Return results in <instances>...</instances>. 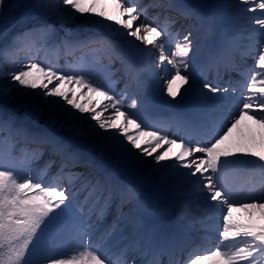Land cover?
<instances>
[{
  "label": "snow or ice",
  "instance_id": "1",
  "mask_svg": "<svg viewBox=\"0 0 264 264\" xmlns=\"http://www.w3.org/2000/svg\"><path fill=\"white\" fill-rule=\"evenodd\" d=\"M3 2L0 0V10ZM59 4L67 10L62 11L55 0H36L31 6L14 0L15 7L27 9L26 16L33 14V9L55 16L65 36L57 41L53 24H37L17 33L0 48V59L9 64L7 71L0 64V76H7L12 87L32 90L23 93L31 97L24 106H31L33 113L46 111L47 122L57 131L66 129L70 133L67 137L53 133L47 123L32 131L17 127L14 118H0V264H129V252L142 251L141 246L137 243L114 251V245L109 243L123 219V211L96 241L93 237L115 201H120L121 206L140 205L146 209L140 200L143 171L136 163L128 162H142L148 157H152L157 172L176 178L185 186L184 190L174 187L165 193L169 205L179 209L177 215L191 216L190 205L199 199L205 209L216 205L217 216L222 218V227L202 225L209 244L204 249L193 248L184 264H264V223L252 219L258 213L264 220V0H236L234 5L219 2L211 6L230 17L226 33L240 21L250 23L252 28L246 37L248 43L243 46L235 43L234 36L222 37L220 54L204 64L198 59L196 36L204 18L194 7L176 0L152 5L192 20L182 34L180 30L173 31L175 19L166 16L161 26L155 18L149 19L147 5L141 7L129 0H59ZM230 7L238 11L230 15ZM76 14L84 18L85 24L93 25V33L70 39L73 32L67 25L79 19ZM112 25L117 27L113 29ZM101 30L110 34H97ZM6 32L7 29L0 31V38ZM115 33L119 39L114 38ZM49 41L57 48H88L92 66H99L103 77L89 71L86 57L63 68L36 59L32 50L38 52V45L42 47ZM125 45L140 57L151 55L148 45L159 52L156 67L162 68L165 75L157 74L158 82L163 83L158 101L172 109L183 106L185 113H174L167 124L148 121L141 112V101L129 95L127 85L120 92L115 90L118 81L111 64L103 65L99 57L118 54ZM21 52L27 54L26 62H22ZM225 52L229 53L227 57ZM249 58L254 63L243 67ZM121 63L133 79H140L139 72L133 74L123 58ZM221 66L226 72H236L240 79L224 87L198 80V68L203 75L212 69L219 71ZM10 91L11 87H0V97ZM172 127L176 132L169 135ZM5 130L7 135H3ZM16 137L38 147L31 151L21 149L16 155ZM73 140L90 143L101 153L109 152L125 162L124 179L108 176L106 186L100 188L99 197L91 205L72 190L83 175L72 169L84 159L80 152L71 149ZM40 145H52L62 157L60 168L51 176L53 162L35 175L32 172V159L43 155ZM161 148L164 150L158 152ZM241 174L258 176L259 182L238 190L234 178ZM99 184L88 181L85 186L91 185L88 190L95 191ZM234 211L246 213L248 219H237ZM142 227L149 237V246L158 238L164 246L174 251L178 248L177 235H161L151 220L150 210H146ZM212 232H218L219 238L214 247ZM69 245L74 246L72 254L65 255L63 249ZM174 264H179V260Z\"/></svg>",
  "mask_w": 264,
  "mask_h": 264
},
{
  "label": "rangeland",
  "instance_id": "2",
  "mask_svg": "<svg viewBox=\"0 0 264 264\" xmlns=\"http://www.w3.org/2000/svg\"><path fill=\"white\" fill-rule=\"evenodd\" d=\"M207 1H210L208 6L206 5ZM35 2L36 0H23V4L28 6H31ZM55 2L60 6L62 11L67 10L62 4H59V0H55ZM129 2L139 3L141 7L147 5V15L149 19L155 18V22L161 26H163L166 16H170L171 18L175 19L177 22L173 27V31L180 30L182 34L186 33L189 25L193 23L192 20H186L179 17L174 10L152 6L156 2L163 4L165 0H129ZM176 2L183 6L194 7L197 14L204 18L203 26L200 27L199 31L196 33L197 46L200 49L198 57L200 64L203 63L202 59L204 56H210L211 53H219L221 51L223 47L222 37L234 36L235 42H237V40L246 39V37L251 32L252 25L246 21H240L239 25H235L231 31L226 33L225 28L229 26L230 17H225L224 15L219 16L217 12L220 9H214L211 7L212 5L219 2L234 5L236 0H176ZM26 11L27 9L25 7H15L14 0H4L3 8L0 10V25L3 26V28H0V31L7 29V32L5 36L0 38V48H3L6 44L10 43L12 37L17 33L32 28L37 24H53L56 28L57 41L65 36V30L62 29L56 22L55 16H48L40 9H33V14L26 16ZM237 11L238 9L235 7H230L227 9V12L230 15H234ZM76 15L79 17V14ZM245 15L252 14L247 13ZM92 19L97 18L93 17ZM67 27L73 32V37H70V39H73L76 35H79L81 38H83L84 36L93 33V25L85 24L83 17H79L75 23H69ZM116 27V25H112L113 29ZM97 34L109 35L110 33L108 30H101ZM114 38L119 39V34L115 33ZM136 43L140 44L139 41ZM247 43L248 41L246 43L244 42L245 45ZM140 46L144 47L143 44H140ZM38 47L39 51L37 52L35 49H33L32 55H34L36 59L41 60L46 64L50 63L63 68L70 64L79 63L82 57H86L89 71L95 72L97 77L102 78L104 75V72L99 66H92V57L88 48H65L63 46L57 48V46L52 41H49L47 45L42 47L38 45ZM147 47L151 50V55L148 56H137L132 50L128 48L127 45H125L118 50V54L112 53L110 56L108 54H101L99 59L103 65L111 64V70L115 73L114 79L118 81L115 84V90L120 92L127 85L129 95L135 96L141 101V112L146 120L156 121L160 124H167L170 122V119L174 113H185L186 111L184 110L185 108L183 106L172 109L167 105L159 103V89L163 88V83L158 82L157 74L159 77H163L165 73L162 68L156 67L159 52L155 48H152L151 45H148ZM26 55L27 54L25 52L19 53L22 62H26L24 59ZM121 58H123L125 64L131 66L133 74L139 72L140 79L138 81L133 79L132 75H129L126 72L124 64L121 63ZM252 62L254 61L252 60ZM0 64H3L5 71L9 69V64L6 60L0 59ZM167 67L169 69L171 68L170 65H167ZM197 77L200 81L204 80V75H201L199 68L197 70ZM12 85L13 82L10 81L7 76H0V87H11V91L6 97H0V118H14L17 127H27L32 131H38L39 129L44 128L45 124L47 123L48 129L53 133L63 135L65 137L70 135L66 129H60L57 131L55 126H53L50 122H47L46 111L43 114L33 113L31 106H24L28 103L31 97L26 96L23 93H31L32 90L19 89L18 86L12 87ZM109 113H111V109H109ZM173 132H176L175 127L170 128L169 135H171ZM3 135H7V130H5ZM177 135H179V133H177ZM13 142L16 145V155L20 154L21 149L26 148L31 151L38 147L35 143L25 141L22 137H16ZM39 147L41 148L43 155L39 156V153H37L39 158L32 159V172L35 175L37 170H41L49 162H53L49 172V175L51 176L52 174H55L60 168L61 163L63 162L62 157L54 152L52 145H40ZM71 149L73 151L80 152L84 158L76 168L72 169L75 172L83 174L81 180L76 182L72 190L79 192L80 198L87 199L89 205L93 204L99 197L100 188L106 186V178L108 176H115L120 180H123L127 174L125 170V162L120 161L109 152L101 153L99 149L94 148L90 143L81 142L80 140H73ZM163 150L164 149L161 148L158 150V152ZM128 163H136L137 167L142 165L146 169L142 170L143 175L141 177V181L144 184V191L143 195L140 197V200L142 205L146 203L151 205V220L156 225H158V227H161V229L168 228L170 231H174L177 226H181L180 230L184 229L186 236L188 231V233H192L196 229L203 230L202 225L205 224L211 226H220L222 218L217 216L218 208L214 204L209 205L207 209L202 208L195 210L190 207L192 215L181 216L177 215L179 209L171 207L169 205V201H161L162 198L167 199V196L165 195L167 191H170L174 187L183 190V185H180L176 178H169L163 173L157 172L152 164V157H148L142 162ZM240 176L243 178L240 179ZM256 178L260 177H249L247 174H242L234 178V183L237 189L246 188L250 185L249 182L253 180L255 181ZM88 181H91V185H96L97 181H99L100 184L95 191H89L88 188L91 187V185H88L87 187L85 186ZM45 182L47 183L48 180L46 179ZM173 185L175 186L173 187ZM163 205L167 206L168 210L166 211V214H162L163 212L161 210V206ZM158 206L160 207V212H154V209ZM96 207L97 209H100V204H97ZM140 207V205L133 207L132 205L127 204L121 206L120 201H115L107 210V215L100 224L99 232H97V234L93 237V240L96 241L100 237L101 233L107 230L110 226H113L114 222L118 220L121 211H123V219L116 225V231L109 239V243L114 245L113 250L119 251L121 248L130 245L134 246L138 243L141 246L142 252L147 251L148 254L143 255L142 252L140 253V251L129 252V264H132L133 261H135V264H148L149 261L151 264L153 262H156L155 264H163V262L166 260L165 257L167 256L169 249L166 248L160 241H154L152 246L148 247L149 237L144 232V229L142 228L141 232H135L133 230L132 225H140V223L142 224V219L146 213V210L141 211ZM134 209H137L140 212L134 213ZM240 213L242 215L246 214L242 211H235L233 215L235 216V214ZM254 215H258V213ZM212 233L210 235H213ZM214 234L218 235V232H215ZM207 242L208 240L204 239L199 245H204ZM73 248L74 246L72 245L67 246L65 249H63L64 254L71 255ZM182 248L183 247L178 246L175 251L173 249L171 250L168 257L173 254L174 258L171 261L168 260V264H174V261L177 259L179 262L183 263L179 257H184L186 259L188 253L187 250L182 252ZM178 251L180 254L177 255L176 253H178Z\"/></svg>",
  "mask_w": 264,
  "mask_h": 264
},
{
  "label": "bare ground",
  "instance_id": "3",
  "mask_svg": "<svg viewBox=\"0 0 264 264\" xmlns=\"http://www.w3.org/2000/svg\"><path fill=\"white\" fill-rule=\"evenodd\" d=\"M209 3H210V1H207V3H206V5L208 6L209 5ZM210 13V12H209ZM198 155V154H197ZM140 169H142V170H144L145 168L141 165L140 167H139ZM146 170V169H145ZM242 175V174H241ZM237 177V176H236ZM243 177L242 176H240V179H242ZM258 179H260V178H258ZM175 185H173V187H174ZM183 187V190H184V188H185V186H182ZM187 190H191L190 189V186H187ZM159 197H161V196H159ZM158 198V197H157ZM161 201H163V202H168L169 200H168V198L167 199H161ZM146 205V209H145V207H143V206H141L140 207V210L142 211V210H152V207H151V205L149 204V203H146V204H144V206ZM190 207H192L193 209H202V208H204V206H203V201L202 200H199V199H196V200H194V202H192L191 203V205H190ZM161 210H162V214H166V211L168 210L167 209V206H165V205H163V206H161ZM139 213L140 211H138L137 209H134V213ZM154 212H160V207L158 206L157 208H155L154 209ZM235 212V211H234ZM137 216V215H136ZM255 216V217H254ZM253 217H252V219L256 222V223H264V220H262L261 218H260V216H259V214L258 215H254ZM235 217L237 218V219H241V220H247L248 219V217H247V215L246 214H244V215H242L241 213L240 214H235ZM132 227H133V230L135 231V232H141V230H142V224L140 223V225H132ZM220 227H222V222H221V226ZM158 231H159V233L161 234V235H167V234H169V229L167 228V229H161V227H158ZM116 236V235H115ZM158 239V238H157ZM157 239H154V241H156ZM154 241H153V243H154ZM217 243H218V241H217ZM190 243H187L186 244V242H184L183 243V245H181V246H184V247H186L187 248V246L189 245ZM216 245V244H215ZM148 247H149V245H148ZM142 251H140V253H141ZM184 264V263H183Z\"/></svg>",
  "mask_w": 264,
  "mask_h": 264
},
{
  "label": "clouds",
  "instance_id": "4",
  "mask_svg": "<svg viewBox=\"0 0 264 264\" xmlns=\"http://www.w3.org/2000/svg\"><path fill=\"white\" fill-rule=\"evenodd\" d=\"M131 191V190H130Z\"/></svg>",
  "mask_w": 264,
  "mask_h": 264
}]
</instances>
